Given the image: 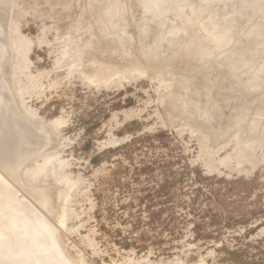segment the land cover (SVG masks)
Masks as SVG:
<instances>
[{
  "label": "rangeland",
  "instance_id": "obj_1",
  "mask_svg": "<svg viewBox=\"0 0 264 264\" xmlns=\"http://www.w3.org/2000/svg\"><path fill=\"white\" fill-rule=\"evenodd\" d=\"M23 1H0L3 29L12 13L30 42L26 60L25 49L16 50L10 64L0 28V264H74L78 257L87 264H264V36L249 26L238 33L253 19L248 1L264 22V0H221L229 1L225 9L208 0ZM230 11L249 22H226L220 15ZM227 23L235 25L222 29ZM212 26L231 37L222 49L239 44L216 47L204 60L193 42ZM129 46L147 54L156 47L154 62L195 57L161 74L91 79L102 58L126 70ZM48 163L66 177L62 189L76 183L67 230L52 219Z\"/></svg>",
  "mask_w": 264,
  "mask_h": 264
},
{
  "label": "bare ground",
  "instance_id": "obj_2",
  "mask_svg": "<svg viewBox=\"0 0 264 264\" xmlns=\"http://www.w3.org/2000/svg\"><path fill=\"white\" fill-rule=\"evenodd\" d=\"M1 1V0H0ZM3 1V0H2ZM11 1V0H10ZM17 1V0H16ZM20 1V0H19ZM27 1V0H26ZM25 0L23 1V2H26ZM30 1V0H29ZM57 1V0H56ZM55 1V2H56ZM64 1V0H63ZM82 1V0H81ZM93 1V0H92ZM177 0H175V1H172L173 3L172 4H174L175 5V2H176ZM179 1H181V0H179ZM189 0H182L181 2L183 3V2H188ZM194 1V2H193ZM195 1L196 0H192L191 2H193V3H195ZM8 2V1H7ZM13 2V1H12ZM94 2H96V1H94ZM94 2H93V4H94ZM100 2H101V0H100ZM108 2H109V0H108ZM153 2V1H152ZM178 2V1H177ZM176 2V3H177ZM180 2V3H181ZM191 2H189V3H187L188 5L189 4H191ZM1 3V2H0ZM29 3V2H28ZM63 3V2H62ZM91 3V2H90ZM186 3H184L183 5H185ZM192 3V4H193ZM244 3V2H243ZM248 3H249V1H248ZM247 3V4H248ZM5 4V3H4ZM7 4V3H6ZM16 4V3H15ZM23 4V3H22ZM30 4H31V2H30ZM59 4H61V3H59ZM92 3H91V6L93 5ZM98 4V3H97ZM107 4V3H106ZM197 4V3H196ZM196 4H194L195 6H196ZM216 4V3H215ZM218 4V3H217ZM238 4V3H237ZM242 4V3H241ZM109 5V4H108ZM173 5V6H174ZM183 5L181 4V7L183 8ZM256 6L258 5V4H255ZM1 6V5H0ZM19 6V5H18ZM94 6V5H93ZM105 6H107V5H105ZM176 6H180V4L178 3V5H176ZM174 7V8H177V7ZM186 6V5H185ZM184 6V7H185ZM207 6V5H206ZM12 7H13V5H12ZM15 7V6H14ZM87 7V6H86ZM88 7H89V9L91 8L90 6H89V4H88ZM98 8H99V6H97ZM101 7H102V4H101ZM211 7V6H210ZM4 8V7H3ZM93 8V7H92ZM96 8V7H95ZM103 8H104V6H103ZM102 8V9H103ZM181 8V9H182ZM178 9V8H177ZM185 9V8H184ZM192 9H193V6H192ZM200 9V8H199ZM212 9V8H211ZM91 10V9H90ZM104 10V9H103ZM180 10V9H179ZM197 10V9H196ZM207 10V9H206ZM226 10H228V9H226ZM231 10V9H230ZM11 11V10H10ZM10 11H9V13H10ZM13 11V10H12ZM17 11V10H16ZM169 11V10H168ZM171 11V10H170ZM184 11V10H183ZM233 11V10H232ZM246 11V10H245ZM178 12V11H177ZM226 12V11H225ZM231 12V11H230ZM237 12H239V11H237ZM242 12H244V11H242ZM247 12V11H246ZM245 12V13H246ZM258 12H260V11H258ZM8 13V12H7ZM170 13V12H169ZM196 13H197V11H196ZM198 13H199V11H198ZM229 13V12H228ZM232 13V12H231ZM247 14V13H246ZM11 16H13L12 15V13L10 14ZM227 15V14H226ZM9 17V19H8V22H7V24H6V26H5V29H3L4 28V25H2L1 24V21H0V28H1V30H2V33H3V36H4V41H5V46H6V51H7V53H6V55H7V58H9L10 57V55L12 56V55H14V53H15V51L16 50H21V49H25V51H24V55H23V58L26 60V57H27V54L29 53V51H30V42H29V40L27 39V38H25V37H23V35L19 32V30H18V27H17V25H16V23L14 22V20L12 19V17ZM154 16H156V15H154ZM244 16H246L245 14H244ZM248 16H250V15H248ZM6 17V16H5ZM7 17H8V15H7ZM185 17V16H184ZM203 17V16H202ZM228 17V16H227ZM117 19H118V17H116ZM246 18V17H245ZM245 18H243L242 17V20L244 19L245 20ZM1 19V18H0ZM4 19H6V18H4ZM201 19V18H200ZM218 19H219V17H218ZM223 19V18H222ZM237 19H240L241 20V18H237ZM237 19H236V22H238L237 21ZM249 19H250V17H249ZM119 20V19H118ZM163 20V19H162ZM224 20V19H223ZM226 20V19H225ZM227 20H228V18H227ZM227 20H226V22H227ZM231 20H233V19H231ZM231 20H230V23H231ZM241 20V21H242ZM3 21V20H2ZM206 21V20H205ZM205 21H202V23H200V25L201 26H203V25H205L206 23H204ZM218 21V20H217ZM245 21H248V20H245ZM117 22V21H116ZM146 22V21H145ZM226 22H224L223 24H225ZM234 22V21H233ZM243 22V21H242ZM249 22V21H248ZM247 22V23H248ZM98 23H99V21H98ZM229 23V22H228ZM227 23V24H228ZM229 23V24H230ZM241 23V22H240ZM239 23V25H241ZM249 23H251V22H249ZM89 24H92V23H89ZM93 24H96L95 22L93 23ZM210 24V23H209ZM213 24V23H212ZM225 25V26H229V27H231V26H234L235 25V23H232V24H234V25ZM242 24H244L243 25V27L245 26V24H246V22L244 23H242ZM82 24H80V26H81ZM86 25V24H85ZM146 25V24H145ZM185 25V24H184ZM197 25H199V24H197ZM206 25H208V24H206ZM236 25H238V23L236 24ZM79 25H78V27H76V28H81ZM89 26H91V25H89ZM88 26V27H89ZM94 26V25H93ZM92 26V27H93ZM96 26V25H95ZM94 26V27H95ZM209 26V25H208ZM207 26V27H208ZM210 26H211V24H210ZM215 26V25H214ZM214 26H212L211 27V29H210V31H208V33H206L205 34V36L201 39V40H198L197 42H193V44L197 47V49H200V51H201V53L203 54H205L206 53V56H205V58H204V60H206V58H207V55H214L215 53H214V51H216V50H218L221 46L220 45H222V43H224L225 41H226V43H230V40L231 39H229V38H231V37H229L228 35H224V33H225V31H221V32H219V31H215V29H214V31L212 30L213 28H214ZM247 26H248V24H247ZM87 27V26H86ZM86 27H85V29H86ZM87 27V29H91V28H88ZM99 27V26H98ZM144 27V26H143ZM184 27V26H183ZM188 27H190V26H188ZM192 27V26H191ZM216 27V26H215ZM84 27H82L81 29H83ZM96 28H97V26H96ZM195 28H197L198 29V26L196 27V24H195ZM202 28H204V27H202ZM210 28V27H209ZM241 28V27H240ZM86 29V30H87ZM99 29V28H98ZM218 29V28H217ZM231 29V28H230ZM94 30H95V28H94ZM93 30V31H94ZM97 30V29H96ZM144 31H145V29H143ZM175 30V29H174ZM205 30V29H204ZM209 30V29H208ZM220 30H222V29H220ZM72 31H73V29H72ZM75 31H76V29H75ZM81 31V30H80ZM126 31V30H125ZM199 31V30H198ZM229 31V30H228ZM227 31V32H228ZM74 32V31H73ZM87 32L89 33V32H91L90 30H87L86 31V34H87ZM94 32H96L97 33V31H94ZM99 32V31H98ZM117 32H119V31H117ZM193 32V31H192ZM203 32V31H202ZM226 32V33H227ZM78 33H79V30H78ZM77 33V34H78ZM83 33H85L84 31H83ZM92 34H93V32H91ZM96 33H94L95 35H97ZM112 33V32H111ZM121 33H122V31H121ZM124 33V32H123ZM182 33V32H181ZM229 33V32H228ZM73 34V33H72ZM192 34V33H191ZM65 35H67V34H65ZM73 35H76V34H73ZM110 35H114L115 36V38H113V36H111L110 37ZM108 37H110V38H112V39H116L117 37V35L116 34H110ZM152 35V34H151ZM154 35V34H153ZM198 35H199V33H198ZM197 35V36H198ZM68 36H69V34H68ZM92 37H94L93 35H91ZM105 36V35H104ZM107 36V35H106ZM149 36V35H148ZM165 36H167V35H165ZM192 36V35H191ZM229 38H228V37ZM231 36V35H230ZM108 37H106L105 39L107 40V38ZM67 38H69V37H67ZM110 38H108V39H110ZM128 38V37H127ZM145 38H148L147 36L145 37ZM193 38V37H192ZM191 38V40H193ZM103 40H105L104 39V37L102 38ZM111 39V40H112ZM122 39H124V38H122ZM129 39V38H128ZM179 39V38H178ZM227 39V40H226ZM68 40V39H67ZM99 41H100V43H101V39H98ZM98 40L96 39V41L98 42ZM102 40V41H103ZM111 40H110V42H111ZM114 40H112V44H114V46H115V43H116V40H115V43H113L114 42ZM125 40V39H124ZM129 40H131L132 41V39H129ZM223 40H224V42H223ZM109 41V40H108ZM119 41H120V39H119ZM136 41V40H135ZM156 41V40H155ZM154 41V42H155ZM184 41V40H183ZM229 41V42H228ZM233 41V40H232ZM231 41V42H232ZM241 41V40H240ZM118 42V41H117ZM121 42V41H120ZM119 42V43H120ZM128 42V41H127ZM133 42V41H132ZM99 43V42H98ZM103 43H104V41H103ZM111 43H109V45L111 44ZM141 43V42H140ZM157 43H158V41H157ZM191 43V42H190ZM221 43V44H220ZM233 43V42H232ZM106 44V43H105ZM117 44V43H116ZM121 44V43H120ZM169 43L167 42V44H165V45H168ZM220 44V45H219ZM225 44V43H224ZM223 44V45H224ZM236 44L238 45L239 43H237L236 42ZM235 44V42L233 43V47L231 46V44H228V47L229 46H231L232 48H234V45H236ZM242 44V43H241ZM97 45V44H96ZM102 45V44H101ZM109 45H107V46H109ZM117 45H119V44H117ZM137 45V44H136ZM143 45V44H142ZM154 45V44H153ZM110 46H113V45H110ZM127 46V45H126ZM144 46V45H143ZM156 46V45H155ZM240 46V45H239ZM90 47V46H89ZM93 47V46H92ZM92 47H91V49H92ZM102 47V52H103V49L105 48V49H107V47H104V45L103 46H101ZM101 47H100V49H101ZM104 47V48H103ZM120 47V46H119ZM122 47V46H121ZM130 47V46H129ZM127 47V57L126 58H133L132 60L133 61H130V64H129V66L128 67H130L129 69H127V68H125L126 70H122V71H120V69H119V67H116L115 65L113 66L112 64H110L108 61L107 62H105V60H102L101 59V61H104L103 63L104 64H102L101 65V63L99 62L100 60H96V62H94L96 65H93V66H96L97 67V69H96V67H93L90 63H89V65L90 66H92L93 68H94V71L95 72H93V75H97V76H95L94 78H93V75L90 73V72H88L89 74H91L90 76H91V79L92 80H98V81H102V82H105L104 84H108V83H106V82H109V81H107V80H109L112 76H114V75H116V74H119V73H129L130 72V75H131V72H136L137 74L139 73V75L141 74H145L146 73V75H148V73H151V75H154L156 72H158V71H160V70H166V69H170V67L171 68H173V69H175V68H179V66L178 65H180L181 64V68L183 69V65L185 64V62H186V64L188 65V64H190V63H192V58H194L195 56L193 55L194 53H188V54H191V55H193V57L190 55V57L189 58H186L185 56L187 55V57H188V54H186V53H184V56L183 57H185L184 59L186 60H184V59H182L181 61L179 60H177L176 58V60H177V62H180L179 64L177 63V62H174L173 63V61L175 60L174 58H172V60L173 61H171L170 62V58L168 59V61H160V62H154V60L152 59L153 57H151V55L152 54H155V55H157L158 54V52H159V49H157L156 47H152L151 48V50H150V52L147 54V53H143V52H141L140 50L138 51V50H135V48L134 47ZM138 47V46H137ZM141 47V46H140ZM146 47V46H145ZM216 47H218V48H216ZM225 47V46H224ZM226 47H227V45H226ZM225 47V48H226ZM228 47H227V49H228ZM95 48H96V46H95ZM97 48H98V46H97ZM96 48V49H97ZM116 48V47H115ZM147 48V47H146ZM214 48H216V50L214 49ZM225 48H223L222 49V47H221V49L222 50H224ZM236 48V47H235ZM100 49H98V51H100ZM104 49V51H105V53H107L106 52V50ZM111 49V48H110ZM112 49H113V47H112ZM111 49V50H112ZM121 49V48H120ZM123 49H124V46H123ZM144 49V48H143ZM161 49V48H160ZM192 49V48H191ZM196 49V50H197ZM214 49V50H213ZM116 50V49H115ZM118 50V49H117ZM212 50H213V52H212ZM222 50H220V51H222ZM80 51V50H79ZM93 51H95L94 49H93ZM110 51V50H109ZM121 51V50H120ZM161 51V50H160ZM191 51V50H190ZM197 51H199V50H197ZM225 51H226V49H225ZM66 53H67V51H65ZM97 52V51H96ZM101 52V51H100ZM99 52V53H100ZM102 52H101V54H102ZM189 52V51H188ZM211 52L212 53H214V54H211ZM224 52V51H223ZM19 53H22V52H19ZM66 53H65V55H66ZM77 53H78V51H77ZM88 53V52H87ZM112 53V52H111ZM111 53H109L108 55L110 56V58H112L111 56ZM121 53H122V55H123V57H124V59H125V56H124V54L123 53H125V49H124V51H121ZM121 53H120V55H121ZM114 54H115V52H114ZM113 54V55H114ZM20 55V54H19ZM103 56H104V54H102ZM107 55V56H108ZM116 55H119L118 53H116ZM155 55H154V57H155ZM76 56H77V54H76ZM91 56H93V55H91ZM109 56L107 57V58H109ZM177 56V55H176ZM70 57H73V56H70ZM78 57H79V54H78ZM82 57V56H81ZM90 57V56H89ZM118 57V56H117ZM121 57V56H120ZM148 57H151V58H148ZM192 57V58H191ZM212 58L211 56H208V58ZM114 58V57H113ZM163 58V57H162ZM178 58H180V57H178ZM11 59V57L9 58V60ZM80 59V58H79ZM116 59V58H115ZM114 59V62L115 61H117L118 63L120 62L119 60H115ZM122 59V62H124V59L123 58H121ZM120 59V60H121ZM188 59V60H187ZM70 60V59H69ZM112 60V59H111ZM127 60V59H126ZM175 60V61H176ZM6 61H7V59H6ZM11 62H10V64L12 63V60H10ZM81 62H82V60H80ZM113 61V60H112ZM111 61V62H112ZM185 61V62H184ZM1 62V61H0ZM77 62H79V61H77ZM92 62V61H91ZM92 62V63H93ZM114 62H112V63H114ZM181 62H184V64H182ZM72 63V62H71ZM83 63V62H82ZM87 63V62H86ZM125 63V62H124ZM175 63H177V64H175ZM69 64V63H68ZM186 64L184 65V66H186ZM17 65V64H16ZM75 65V64H74ZM83 65H85V64H83ZM119 65V64H118ZM124 65V64H123ZM172 65V66H171ZM3 66H5V65H3ZM70 66V65H69ZM73 66V65H72ZM77 66V65H76ZM75 66V67H76ZM189 66V65H188ZM187 66V67H188ZM208 66H210V65H208ZM207 66V67H208ZM15 67V66H14ZM74 67V66H73ZM79 68V67H78ZM91 68V67H90ZM92 68V69H93ZM209 68V67H208ZM211 68V67H210ZM77 69V68H76ZM74 70L73 68H71V71H77V70ZM13 70V69H12ZM80 70H82V68L80 69ZM90 70V69H89ZM176 70V69H175ZM206 70V69H205ZM84 71H85V69H84ZM177 71H178V69H177ZM176 71V72H177ZM207 71H208V69H207ZM7 73V72H6ZM10 74V76L12 77V80H13V77H15L14 75H15V72L13 73V72H9ZM81 73V72H80ZM83 73V72H82ZM135 73V74H136ZM159 73V72H158ZM161 73H163V72H161L160 71V74ZM172 73V72H171ZM205 73H206V71H205ZM177 74V73H176ZM127 75V74H126ZM130 75L128 76L129 77V79H130ZM132 75H133V73H132ZM140 75V76H141ZM145 75V76H146ZM150 75V74H149ZM87 76V75H86ZM126 76V79H128V77ZM139 76V77H140ZM173 76V75H172ZM89 77V76H88ZM119 77H120V75H119ZM141 77H143V75L141 76ZM150 77V76H149ZM154 77V76H153ZM10 78V77H9ZM84 78V77H83ZM86 78V77H85ZM121 78H123V76L121 77ZM125 78V77H124ZM123 78V79H124ZM151 79H152V76L150 77ZM161 78V77H160ZM162 78H163V76H162ZM173 78V77H172ZM179 78V77H178ZM87 79V78H86ZM91 79H87V81L88 80H91ZM116 79H117V77H116ZM122 79V80H123ZM132 79V78H131ZM154 79V78H153ZM152 79V80H153ZM83 80H85V79H83ZM110 80H112V79H110ZM120 80V79H119ZM171 80V79H170ZM10 81V80H9ZM98 81H96V82H98ZM101 81H100V84H101ZM118 81V80H117ZM116 81V82H117ZM14 82V81H13ZM111 82V81H110ZM118 83V82H117ZM166 83H168V82H166ZM171 83V82H170ZM90 84H92V85H94V83H90ZM95 84H98V83H95ZM103 84V83H102ZM164 84V83H163ZM114 85V84H113ZM171 86H173V85H171ZM187 86V85H186ZM212 87V86H211ZM172 89V88H171ZM183 91V90H182ZM181 91V92H182ZM18 93V92H17ZM178 93H180V92H178ZM184 93V92H183ZM182 93H180V95H181ZM179 95V94H178ZM188 95V94H187ZM178 97V98H177ZM177 97H174L176 100L177 99H179V96H177ZM173 98V99H174ZM170 99V98H169ZM174 99V100H175ZM187 100V99H186ZM189 100V99H188ZM163 101H164V99H163ZM178 101V100H177ZM176 101V102H177ZM210 103V102H209ZM161 104H162V101H161ZM163 104H165V102L163 103ZM171 104H173V103H171ZM193 104V103H192ZM25 105V104H24ZM170 105V104H169ZM175 105V104H174ZM208 105V104H207ZM25 108V107H24ZM176 108V107H175ZM174 108V109H175ZM178 108V107H177ZM176 108V109H177ZM204 108V107H203ZM178 109H180V108H178ZM187 109V108H186ZM188 110V109H187ZM191 110V109H190ZM189 112V111H188ZM202 112V111H201ZM171 113V112H170ZM189 114V113H188ZM197 115V114H196ZM208 116V115H207ZM193 117L195 118V116H194V114H193ZM174 118V117H173ZM196 119V118H195ZM174 120V119H173ZM184 121V120H183ZM195 121V120H194ZM188 122V121H187ZM187 124V123H186ZM41 126H42V124H40ZM188 126V125H187ZM186 126V127H187ZM43 128H44V125L42 126ZM48 128V127H47ZM46 128V130H49V129H47ZM185 128V127H184ZM206 129V128H205ZM239 129H241V128H239ZM246 129V128H245ZM45 130V132H47ZM53 130H54V128H53ZM249 130V129H248ZM44 131V130H43ZM241 131H242V129H241ZM260 131V130H259ZM259 131H258V133H259ZM229 133H231L230 131H228ZM233 132V131H232ZM236 132V131H235ZM241 134H242V132H241ZM247 134V133H246ZM249 134V133H248ZM212 135V134H211ZM218 135V134H217ZM228 135V134H227ZM253 136V135H252ZM213 137H214V139L215 140H217L216 138H215V135L213 134ZM257 137V136H256ZM52 138V137H51ZM251 138V137H250ZM209 140V139H208ZM220 140V139H219ZM227 140V139H226ZM221 141V140H220ZM238 141H239V139H238ZM52 144H54L55 143V141H53L52 140ZM222 142H223V140H222ZM226 142V141H225ZM224 142V143H225ZM254 142V141H253ZM252 142V143H253ZM51 143V142H50ZM47 144H49V143H47ZM261 144V143H260ZM259 144V145H260ZM51 145V144H50ZM50 145H48L49 147H51ZM250 145V144H249ZM47 146V147H48ZM52 146H54V147H56V143L54 144V145H52ZM208 146V145H207ZM239 146V145H238ZM46 147V150L48 149V150H52V148H47ZM54 147H53V150H54ZM216 147V146H215ZM210 148V147H209ZM249 148V147H248ZM250 148H252L251 146H250ZM257 148H259V147H257ZM264 148V147H263ZM243 151L245 150V148L244 149H242ZM241 150V151H242ZM247 150V149H246ZM209 152V151H208ZM45 153H46V151H45ZM206 153V152H205ZM42 154V153H41ZM249 154V153H248ZM207 155V154H206ZM211 155V154H210ZM235 155V154H234ZM214 156V155H213ZM238 156H240V155H238ZM204 157V156H203ZM207 158V157H206ZM246 159V158H245ZM210 160V159H209ZM213 160V159H212ZM240 160H242V158H240ZM56 161V160H55ZM214 161V160H213ZM57 163H58V161H57ZM56 163V164H57ZM212 164V163H211ZM48 165H49V163H48ZM58 165H59V163H58ZM49 166H51V168H50V172H49V175L46 177V178H48V179H46L45 178V181L46 180H48L49 182H47L49 185H51V188H53V190H54V192L52 191V193L55 195V204L53 203L54 202V199H53V201H51L50 202V200H52L51 199V197H53V196H47L48 198H49V201H48V203H50V205H51V203H52V206L53 207H51L50 205H49V207H51L52 208V210H53V208H54V211L55 212H53L52 210H50V211H52L51 212V214L53 215L54 214V216L53 217H55V218H52L53 220L54 219H56V221L59 223V225H60V228L62 229V230H64V229H66L67 228V222H68V211H67V205H68V202H69V200H70V197H71V193H72V191H73V189L75 188V186H76V183L75 182H70L68 185H66L65 186V188H63L62 189V184L64 183V180H66V177H64L65 179H62L63 178V176H61L60 174L58 175L57 174V172H56V166L54 167V165L52 164V165H49ZM37 167V166H36ZM45 167H47V166H45ZM59 169H60V167H58ZM37 169V168H36ZM43 170V168L42 167H39V172H41ZM45 170V169H44ZM62 170V171H61ZM26 171H28V172H26V174H27V176L30 174V172H29V170H26ZM35 171V170H34ZM37 172L38 171H36V172H34L33 174H37ZM60 172L61 173H63V169L61 168L60 169ZM60 172H58V173H60ZM48 173V172H47ZM45 174V173H44ZM43 176V175H42ZM59 176H61V177H59ZM38 178V177H37ZM28 179V178H27ZM28 183V182H27ZM34 183H35V181H34ZM40 184H42V183H40ZM78 184V183H77ZM39 186H41V185H39ZM39 186H37V187H39ZM45 186H47V184L45 185ZM44 187V186H43ZM50 188V189H51ZM49 189V188H48ZM47 189V190H48ZM48 190V191H50V193H51V190ZM39 190V189H38ZM46 193H48V192H46ZM51 193V194H52ZM49 194V193H48ZM47 194V195H48ZM50 194V195H51ZM45 200V199H44ZM45 202V201H44ZM48 209V208H47ZM51 215V216H52ZM53 220H51V221H53ZM50 221V222H51ZM52 223V222H51ZM49 224V223H48ZM53 225H54V221H53V223H52ZM56 224V223H55ZM52 225V226H53ZM58 225H56V227H57ZM51 227V226H50ZM56 227L54 226V229H56ZM51 229V228H50ZM57 230V229H56ZM67 230V229H66ZM59 233L57 234V236H56V238L57 237H59L60 235H62V233H60V231H58ZM60 234V235H59ZM59 235V236H58ZM66 235V234H65ZM65 236L63 235V237L61 236L59 239L60 240H63L62 238H64ZM58 239V238H57ZM58 239V240H59ZM59 240V241H60ZM61 242V241H60ZM59 242V244H61ZM63 243L62 244H64L63 246H65L66 244L65 243H67L66 242V240L64 239L63 241H62ZM63 249H64V247H63ZM66 251L68 250V252H69V249H67V246H66ZM65 249H64V251H65ZM66 254L68 255V253L66 252ZM70 254V256H71V253H69ZM72 257V256H71ZM71 259V258H70ZM74 260V262H75V260H77V262H75V263H77V264H87L86 262H85V260L83 259V258H76V259H73ZM73 262V261H72ZM73 262V263H74ZM74 263V264H75Z\"/></svg>",
  "mask_w": 264,
  "mask_h": 264
},
{
  "label": "water",
  "instance_id": "obj_3",
  "mask_svg": "<svg viewBox=\"0 0 264 264\" xmlns=\"http://www.w3.org/2000/svg\"><path fill=\"white\" fill-rule=\"evenodd\" d=\"M218 1V4L217 5H224L223 6V8L222 9H225L226 7H228L229 5V1L228 2H225V3H222V1L221 0H208V4H210V6L212 7V6H214L215 7V5H214V3L215 2H217ZM197 3V2H196ZM201 4H204V6H205V1L204 0H202L201 2H200ZM245 8H247V10H248V12H251V15L253 16L252 18L253 19H251L252 21H250V22H252V23H250L248 26H249V30H250V32L249 33H252V34H259L261 37H263L264 36V22L261 20V19H258L259 18V16L258 15H256V13H255V9L254 8H252L251 7V5L250 4H247L246 6H244ZM215 15L217 14L216 12V8L214 9V11H212ZM227 12V11H226ZM224 15H226V13L224 14ZM224 15H220V16H223L226 20H227V16L225 17ZM240 15V13L239 12H233V13H231L230 14V16H228V19L230 18V19H233V21H235L237 18H238V16ZM262 16H264V15H262ZM217 17V16H216ZM241 17V16H240ZM246 19L247 20H249V17H248V15L246 16ZM262 19H264V17L262 18ZM247 25H245L244 27H241L240 28V30H239V34H241V33H245V31H246V29L248 30V28H246V27H248ZM230 29L229 27H227V26H225V28L223 27L222 29ZM254 30H255V32H254ZM252 31V32H251ZM249 37V36H248ZM243 48L244 49H246V52H253L252 51V49H251V47L250 46H243ZM260 57V56H259ZM259 57H258V60H259ZM257 60V61H258ZM256 61V62H257ZM256 62H255V65H256ZM244 72H247V71H244ZM0 169H1V167H0Z\"/></svg>",
  "mask_w": 264,
  "mask_h": 264
},
{
  "label": "trees",
  "instance_id": "obj_4",
  "mask_svg": "<svg viewBox=\"0 0 264 264\" xmlns=\"http://www.w3.org/2000/svg\"><path fill=\"white\" fill-rule=\"evenodd\" d=\"M154 216V212L153 213H151V220L153 219L152 217ZM151 224V223H150ZM146 234H147V232H143L142 234H141V236H140V238H138V239H134V245H136L138 242H139V240H141L142 241V237H144V236H146ZM143 243H145V242H143ZM142 246H140V248H141V250H144V249H146L145 247V244H141ZM129 246V245H128ZM145 246V247H144Z\"/></svg>",
  "mask_w": 264,
  "mask_h": 264
}]
</instances>
